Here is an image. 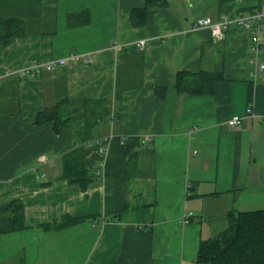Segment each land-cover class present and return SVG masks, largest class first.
<instances>
[{
	"label": "crops",
	"instance_id": "0c3cea01",
	"mask_svg": "<svg viewBox=\"0 0 264 264\" xmlns=\"http://www.w3.org/2000/svg\"><path fill=\"white\" fill-rule=\"evenodd\" d=\"M16 1L39 8H25V29L35 31L0 43V205L24 207V228L0 234V264H198L200 242L224 230L230 212L264 208V68L252 76L264 66V28L258 44L235 25L222 40L193 28L197 18L221 15L218 0H167L138 26L130 13L145 0H0ZM247 7L264 9V0L236 1L234 10ZM81 12L88 22L69 26L68 15ZM62 58L54 71L27 70ZM121 66L137 84L114 100ZM180 72L191 87L204 85L201 73L216 78L209 92L178 93ZM63 98L66 131L35 122ZM104 99L119 120L98 123L94 139L149 142L120 187L102 177L108 151L98 153L95 178L82 189L61 177V159L84 143L86 101ZM233 116L244 118L240 126L225 124Z\"/></svg>",
	"mask_w": 264,
	"mask_h": 264
},
{
	"label": "trees",
	"instance_id": "16d2710c",
	"mask_svg": "<svg viewBox=\"0 0 264 264\" xmlns=\"http://www.w3.org/2000/svg\"><path fill=\"white\" fill-rule=\"evenodd\" d=\"M236 1L259 2L260 0H218L217 7L220 14L237 15L235 12ZM39 8L38 1L27 2H0V43H6L11 38L33 32L34 29H25L24 19L31 15L26 7ZM167 0H145L140 8H134L130 13V23L138 26L144 23L146 17L157 10L166 9ZM256 7H247L244 10L252 12ZM258 9V8H257ZM240 12V11H238ZM89 15L87 12L70 14L67 17L69 26L86 24ZM135 47V46H134ZM121 56V55H120ZM125 58L122 57V59ZM140 57L132 53L131 60ZM126 68V69H125ZM127 67H120L115 81L114 100L120 99L124 90L136 86L137 79L129 78ZM187 73L177 74L175 89L178 93L201 94L209 92L212 80L216 75L201 73L203 84L191 87L181 81ZM132 83L130 84V81ZM164 88L156 90V95L162 97ZM109 99L88 100L84 109L83 145L63 155L61 159V177L70 183L78 184L82 189L95 178L94 171L98 168L101 155L96 147H87L85 143L94 140L92 130L104 121L110 114ZM115 123L118 114L114 113ZM70 114L67 99H59L53 106L45 108L38 113L35 122L51 121L55 133L61 134L69 126ZM137 137L121 138L114 136L111 140L102 177L110 180L116 187H120L127 179L137 174V162L142 150L147 149ZM24 207L18 200H12L0 205V234L10 233L24 228ZM198 264H264V208L250 211L230 212L227 216L226 228L212 238L202 240L196 254Z\"/></svg>",
	"mask_w": 264,
	"mask_h": 264
},
{
	"label": "built area",
	"instance_id": "2783aa9c",
	"mask_svg": "<svg viewBox=\"0 0 264 264\" xmlns=\"http://www.w3.org/2000/svg\"><path fill=\"white\" fill-rule=\"evenodd\" d=\"M232 25L242 27L245 30H249L251 33L252 41L258 44L260 32L264 28V9L254 10L252 12H247L237 15L222 13L221 15H219V17L216 20H212L211 18L208 17L197 18L194 21L193 28H206L209 30L210 36L213 39L222 40L225 36L226 31ZM135 45L139 49H143L145 46V41L139 40L138 42L135 43ZM113 47L117 50L118 46L116 42H114ZM66 61L67 58H62V59L50 60L44 64L35 63L29 66L27 70L32 74H35L36 71H38L42 67L54 71L57 68L64 66L66 64ZM86 61L90 63L91 59L87 58ZM263 68L264 66L262 64H259L256 68V71L252 74V76L256 78L258 75L257 72L261 71ZM243 120L244 118L242 117L233 116L230 119H228L225 122V124L228 127H238L241 125ZM109 121L111 125L115 123L116 120L114 113H112L109 116ZM113 138L114 135L110 133L106 137L89 140L85 143V145L89 148L96 147L98 153H103L108 151V146L110 145V142ZM148 142H149L148 135H144L143 137L140 138V143L142 145H145ZM101 166L104 168V163H102ZM191 215H192L191 213L185 214L181 222L183 224H187Z\"/></svg>",
	"mask_w": 264,
	"mask_h": 264
}]
</instances>
